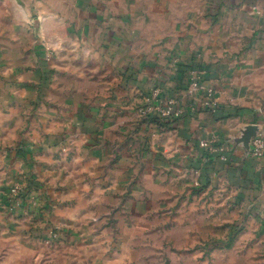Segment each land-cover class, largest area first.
<instances>
[{"label":"crops","instance_id":"crops-1","mask_svg":"<svg viewBox=\"0 0 264 264\" xmlns=\"http://www.w3.org/2000/svg\"><path fill=\"white\" fill-rule=\"evenodd\" d=\"M260 134L264 0H0V264H264Z\"/></svg>","mask_w":264,"mask_h":264},{"label":"built area","instance_id":"built-area-1","mask_svg":"<svg viewBox=\"0 0 264 264\" xmlns=\"http://www.w3.org/2000/svg\"><path fill=\"white\" fill-rule=\"evenodd\" d=\"M191 73H192V76L190 78L189 91L193 92L197 87L200 86V84H199V80H197V77H196V71H192ZM176 103L177 102L175 99H169V100H166L165 102H162L161 104L156 105L154 109L158 110L162 117H166V118L171 117L175 115L176 113L175 112ZM149 109H152V108L148 107V111ZM148 111L143 110L144 113H147ZM201 144L203 146H208V143L206 141H202ZM212 151L216 152L217 149L212 148ZM252 153L254 156H257V157H261L264 155V137L262 136V134H260L257 137V139H255L253 148H252ZM12 193H14L15 195H18L19 194L18 188H13Z\"/></svg>","mask_w":264,"mask_h":264}]
</instances>
